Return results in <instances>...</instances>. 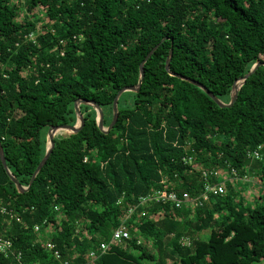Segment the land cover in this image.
<instances>
[{
	"label": "trees",
	"instance_id": "1",
	"mask_svg": "<svg viewBox=\"0 0 264 264\" xmlns=\"http://www.w3.org/2000/svg\"><path fill=\"white\" fill-rule=\"evenodd\" d=\"M164 37L143 65L139 90L119 97L107 134L97 128L95 110L80 105L83 127L54 136L23 194L0 163V210L8 211L0 212V238L12 244L0 264H18V253L21 264L264 260V67L244 82L230 108L164 70L172 46L169 71L227 104L233 82L264 63V0H0L6 166L26 187L45 154L48 128L76 124V100L97 104L106 128L116 93L136 86L139 64ZM243 177L254 180L251 201ZM219 183L223 194L193 210L139 208L128 222L129 240L88 258L139 197L164 186L195 197L204 185ZM142 210L146 216L139 218Z\"/></svg>",
	"mask_w": 264,
	"mask_h": 264
},
{
	"label": "built area",
	"instance_id": "2",
	"mask_svg": "<svg viewBox=\"0 0 264 264\" xmlns=\"http://www.w3.org/2000/svg\"><path fill=\"white\" fill-rule=\"evenodd\" d=\"M251 155V154H250ZM252 156L254 158L258 157L257 152L253 151ZM185 161V159H183ZM188 163L191 162V159L188 158L186 160ZM214 175L216 174L215 172H212ZM231 173L236 177V173L232 170ZM212 174V175H213ZM245 177H243V180ZM223 185L222 183L219 184H212V185H204V188L201 192L200 195H197L195 197L190 196L189 193L187 192H181L177 193L175 191L168 190L165 186L163 189H157L151 192L150 194L139 197L137 204L134 208L128 209L124 215L123 218L121 219V222L119 223L118 227H116L109 238L108 241L102 242L99 244V246L94 249L89 251L88 253V258L90 261H94L97 259L99 256L103 255L110 247L117 246L123 241L129 240L130 239V233H129V226L128 222L132 219L133 215L136 213V211L139 208H147L151 205H163V206H168L170 210L174 209H191L193 210L194 208L201 207L209 198L210 195L213 196H218L223 194ZM0 212L2 214H7L8 211L2 207ZM146 216L145 210H142L140 213L139 218H144ZM46 224V221H44L41 226L36 225L33 227V231L39 232L41 227ZM141 239H138L137 244H140ZM186 240H181L182 244H186ZM45 248L52 253V256L55 258V260H61V254L56 245L52 242H46L44 244ZM11 248L12 244L8 240H3L0 238V253H2L4 256H6L8 253H11ZM16 259L18 261V264H21L19 261L21 259L20 254L18 253L16 256ZM63 264H68L67 261H64Z\"/></svg>",
	"mask_w": 264,
	"mask_h": 264
},
{
	"label": "water",
	"instance_id": "3",
	"mask_svg": "<svg viewBox=\"0 0 264 264\" xmlns=\"http://www.w3.org/2000/svg\"><path fill=\"white\" fill-rule=\"evenodd\" d=\"M167 38L164 37L163 39L160 40V42L155 45L145 56V58L143 59V61L139 64V75H138V82L136 84L135 87H125L120 89L113 101H112V117H111V121L109 123V125L105 128L103 127V114L102 111L100 109V107L95 104L92 101H85V100H76L73 104V108H74V112H75V116L77 119V122L74 126H68V125H60V126H51L48 128L47 130V134H46V148H45V154L42 158V160L40 161V163L38 164V166L36 167L35 171L33 172L30 181L28 183V185L26 187H22L17 180L14 178V176L11 174V172L9 171V169L6 166L5 163V159H4V154H3V150L0 144V163L5 171V174L7 175V177L9 178V180L14 184L16 190L18 193L23 194L26 193L30 186L32 185L36 175L38 174V172L40 171V169L43 167V165L45 164L46 160L48 159L52 148L54 146L53 143V138L54 136L61 131L64 132H68L71 134H76L78 133L81 128L83 127L84 121H83V117L81 116L80 112H79V106L80 105H87L92 107L95 110L96 113V125L97 128L100 130V132L107 134L114 126V124L116 123L117 117H118V113H117V102L119 97L125 93V92H137L141 86V82L143 80V65L144 63L151 57V55L154 53V51L158 48V46L164 42ZM172 57V46L169 49L168 55L166 57L165 60V64H164V70L165 72L169 75L172 76L174 78H177L179 80H182L184 82H187L197 88H199L204 94H206L208 96V98H210L219 108H230L232 107V105L236 102L237 100V94L238 91L240 89V87L244 84V82L259 68V67H264V63L262 62H256L249 70V72L244 75L243 77L235 80L231 86V91H230V99L229 102L227 104H223L222 102H220L211 92H209L203 85H201L200 83L188 79L186 77H183L181 75L172 73L169 71V65H170V60Z\"/></svg>",
	"mask_w": 264,
	"mask_h": 264
},
{
	"label": "rangeland",
	"instance_id": "4",
	"mask_svg": "<svg viewBox=\"0 0 264 264\" xmlns=\"http://www.w3.org/2000/svg\"><path fill=\"white\" fill-rule=\"evenodd\" d=\"M243 181H244L243 184H245V190L243 191V194L247 201H251L250 200L251 196L256 192V190L253 189L254 180H252L250 177H247ZM254 264H264V260L262 262L254 263Z\"/></svg>",
	"mask_w": 264,
	"mask_h": 264
}]
</instances>
